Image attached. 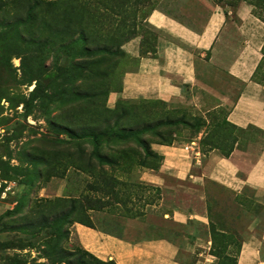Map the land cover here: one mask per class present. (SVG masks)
<instances>
[{
    "label": "rangeland",
    "instance_id": "obj_1",
    "mask_svg": "<svg viewBox=\"0 0 264 264\" xmlns=\"http://www.w3.org/2000/svg\"><path fill=\"white\" fill-rule=\"evenodd\" d=\"M186 1L129 0L130 8L142 7L139 12L146 20L105 16L98 21L99 36L118 38L122 34L119 22L127 21L137 28L135 37H143L141 54L153 53L159 30L148 23L149 15L160 11L179 20H189L183 13L186 5L182 8ZM107 2L118 5L115 0ZM197 2L193 6L200 11L197 16L200 20L218 6L226 12L227 20H240L238 7L246 1ZM26 4L27 0H0V264L94 263L77 233L76 226L80 223L130 239L195 234L210 241V247L200 249L202 258H208L201 260V264H232L248 233L236 231L232 224L211 212L209 225L195 220L179 224L168 217L172 206L201 211L202 203L183 191L187 182L170 175H163L165 187L141 182L140 172L158 169L160 159L145 157L144 148L137 140H103L95 146L87 139L79 143L71 137L105 127L99 122L104 104L112 109L118 107L117 115L111 116L106 124L115 131L138 130L147 149L154 143L170 140L177 144L197 141L202 153L208 154L213 149L227 153L239 139L244 147L255 141L264 147V131L230 125L222 108L203 112L192 104L171 106L160 99L123 97V75L139 58L126 51V42L121 47L126 55L112 63L110 74L101 82L94 74L89 77V65L85 61L90 59L75 55L78 53L65 50L16 53L20 46L35 48L25 45L31 36V25L37 23L22 20ZM152 5L156 7L153 10ZM21 58L42 79L41 91L33 100L29 94L35 82L27 81ZM72 64L76 67L71 71L66 69L70 72L57 85L49 87V80L55 74L52 71L59 72L58 67L69 68ZM260 72L263 76L264 57ZM101 83L106 86L102 87ZM106 88L109 91L103 94ZM113 94L115 98L111 99ZM26 100H30L28 107ZM117 116L122 117L120 122ZM92 118H95L94 129L88 125ZM96 151L108 161L100 162L96 158L88 161ZM75 158L87 161L80 164ZM185 260L188 264L197 263L189 253L185 254ZM104 261L94 264H113L110 259Z\"/></svg>",
    "mask_w": 264,
    "mask_h": 264
},
{
    "label": "crops",
    "instance_id": "obj_2",
    "mask_svg": "<svg viewBox=\"0 0 264 264\" xmlns=\"http://www.w3.org/2000/svg\"><path fill=\"white\" fill-rule=\"evenodd\" d=\"M197 4V0H187L182 5L187 7L183 13L189 20L160 11L149 15V23L159 30L153 53L141 54L142 36L124 44L132 57L139 58L123 75L122 96L160 99L171 106L192 104L203 112L222 108L237 128L264 131V74L260 72L264 21L246 2L238 7L240 20H227L219 6L200 20L201 13L193 6ZM262 145L255 141L244 147L239 139L229 155H224L216 149L202 153L197 141L154 143L151 149L162 156L161 163L158 169L142 170L138 179L165 187L166 174L187 182L183 191L197 197L202 210L176 205L167 216L179 224L195 220L209 225L211 212L236 231L248 233L237 253V264H264ZM76 228L85 249L116 264H188L186 253L196 264L208 259L202 258L200 249L210 247V241L195 234L130 239L82 223Z\"/></svg>",
    "mask_w": 264,
    "mask_h": 264
},
{
    "label": "trees",
    "instance_id": "obj_3",
    "mask_svg": "<svg viewBox=\"0 0 264 264\" xmlns=\"http://www.w3.org/2000/svg\"><path fill=\"white\" fill-rule=\"evenodd\" d=\"M23 8L25 12V18L22 20L37 21V23L31 25V36L28 40L25 41V45L35 46L34 49L23 48L20 46L15 51L16 53H25L32 52L33 54H41L44 50L51 52H60L65 50L66 52L78 53L75 55H81L85 58H89L88 62L89 67L87 68V73L90 76L94 74L99 77V81L104 80L110 74V68L113 62L118 60V57H123L126 55V52L121 48L122 45L135 37L137 35L135 26L132 27L127 21H120L121 23V33L119 37L110 36L102 37L99 36V27L98 21L103 17H115L117 20H146V16L141 14V8L137 5L135 8H130L127 1L129 0H115L118 1V5L114 6L109 4L107 1L114 0H27ZM137 1V0H136ZM248 4L252 5L253 13L261 20L264 21V0H244ZM153 2V1H151ZM107 4L106 6L104 4ZM154 7L152 5L151 9ZM3 10V8H2ZM151 10V11H152ZM140 11V12H139ZM149 23V22H148ZM45 32H49V35H44ZM39 35V36H37ZM115 57L117 59L115 60ZM263 57H264V47H263ZM22 60V66L25 67L23 72L28 76V82H35L32 90L30 91V99H35L34 96L38 95L41 91L40 83L42 81L40 74L32 73V70L25 62ZM115 64V63H114ZM27 67V68H26ZM76 65L72 64L69 68L58 67V71L55 72L54 76L50 78V86L53 87L58 84L59 80H62L66 73L70 72ZM69 69L70 71H67ZM36 71V69H35ZM75 79V77H74ZM102 87H105V83H101ZM108 88H106L103 94H106ZM71 92V91H70ZM30 100L25 101L26 107ZM102 117L99 122H102V125H106L100 130L86 135H74L71 137V140H77L83 142L84 139L92 142L95 146H99L100 142L103 140L108 141H119V142H129L131 139H135L141 144L145 151V157H155L161 159L162 156L154 152L151 147L147 149L145 142L141 139L139 135L141 132L138 130H114L112 126L106 124L111 119V116H116L118 112L117 108H109L104 104L101 108ZM117 122L122 120V117H116ZM95 121V118L89 120L92 129V122ZM227 122L236 127L234 124ZM161 143V142H160ZM164 144H172V140ZM234 148V147H233ZM229 149L224 155H229L233 150ZM94 158L99 159L100 162L108 161L107 158H103L99 152H94L91 157L88 158V161H94ZM76 159V158H75ZM80 164L87 161L86 158L76 159ZM112 162V160H110ZM159 163V165H160ZM79 164V165H80ZM158 165V166H159ZM90 226V225H89ZM240 251V247H239ZM238 251V252H239ZM95 262L106 263L103 259L97 257L95 254L90 251H86ZM94 262V263H95ZM113 264H116L115 261L111 260ZM83 263V262H81ZM90 262L88 264H94ZM232 264H237V256L232 260Z\"/></svg>",
    "mask_w": 264,
    "mask_h": 264
}]
</instances>
